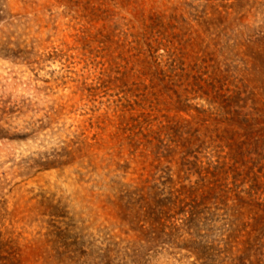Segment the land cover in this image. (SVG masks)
<instances>
[{
  "label": "rangeland",
  "instance_id": "1",
  "mask_svg": "<svg viewBox=\"0 0 264 264\" xmlns=\"http://www.w3.org/2000/svg\"><path fill=\"white\" fill-rule=\"evenodd\" d=\"M0 264H264V0H0Z\"/></svg>",
  "mask_w": 264,
  "mask_h": 264
}]
</instances>
